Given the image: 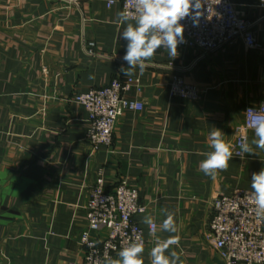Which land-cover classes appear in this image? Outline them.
Wrapping results in <instances>:
<instances>
[{
    "label": "crops",
    "instance_id": "0c3cea01",
    "mask_svg": "<svg viewBox=\"0 0 264 264\" xmlns=\"http://www.w3.org/2000/svg\"><path fill=\"white\" fill-rule=\"evenodd\" d=\"M231 2L264 45L258 0ZM122 3L0 0V264H84L85 207L99 173L108 192L126 180L147 207L141 226L147 229L145 217L158 225L155 237L146 231L144 264L168 238L177 241L169 248L177 264H226L206 239L212 203L237 189L252 191L264 149L251 144V132L253 152L245 159L233 156L214 175L200 164L213 150V131L233 147L247 109L264 102V51L240 39L209 55L178 49L171 57L161 48L143 69L124 75ZM175 75L197 87L202 100L173 97ZM129 78L140 79L142 90L126 98L143 111L118 119L111 148H93L88 112L72 99ZM169 214L175 232L162 228Z\"/></svg>",
    "mask_w": 264,
    "mask_h": 264
},
{
    "label": "built area",
    "instance_id": "2783aa9c",
    "mask_svg": "<svg viewBox=\"0 0 264 264\" xmlns=\"http://www.w3.org/2000/svg\"><path fill=\"white\" fill-rule=\"evenodd\" d=\"M72 2L78 5L80 0ZM114 4L115 1H109L108 7ZM258 7L264 9V0H258ZM125 10L134 13L135 0H123L122 12ZM198 15L195 22L191 18L182 21L185 42L178 49L209 55L240 39L248 49L264 51L254 24L235 9L231 0H201ZM133 89L142 90L140 79H115L106 87L72 99L88 112L91 128L87 142L90 146L111 148L118 119L127 111H143L142 103L126 98ZM170 92L173 97L192 102L202 100L201 91L185 83L179 75L173 77ZM261 121H264V102L247 109L244 123L235 128L234 157L245 159L241 145L248 143L249 134ZM252 195L253 190L237 189L230 196L218 197L212 203L214 216L206 239L226 264H264V219L257 218ZM85 210L87 228L80 240L85 249L84 264H110L123 248L134 242H142L145 248L148 244L146 231L152 238L158 233L156 222L148 224L147 229L141 226L138 217L146 214L147 207L142 205L139 192L126 180H122L113 192H108L105 177L99 173Z\"/></svg>",
    "mask_w": 264,
    "mask_h": 264
},
{
    "label": "clouds",
    "instance_id": "9594fccd",
    "mask_svg": "<svg viewBox=\"0 0 264 264\" xmlns=\"http://www.w3.org/2000/svg\"><path fill=\"white\" fill-rule=\"evenodd\" d=\"M201 0H135V12L127 10L118 14L121 24L126 23V28L121 34V39L127 41L126 51L123 56L124 65L120 71L124 75H130L131 70L137 66L143 69L146 61L150 60L158 49H166L171 57L179 55L178 48L185 42L186 18L199 19ZM134 20L133 22H130ZM126 65V66H125ZM255 139L251 144L256 148L264 149V121L254 128ZM212 151L207 153L200 167L205 174L214 175L217 169L228 167L229 160L233 157L232 145L226 142L220 130L211 134ZM244 153H252V146L245 142L241 145ZM253 190L252 201L258 219H264V169L251 177ZM145 223H153L151 217H145ZM162 228L167 232H175L176 225L173 216L169 214L163 221ZM177 241L168 238L158 240L150 250L151 264H177L178 257L175 252L169 253L171 245ZM142 242H134L119 252V259L112 264H144Z\"/></svg>",
    "mask_w": 264,
    "mask_h": 264
}]
</instances>
